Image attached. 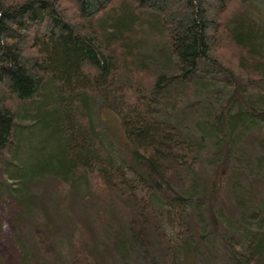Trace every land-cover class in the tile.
Here are the masks:
<instances>
[{"label":"trees","instance_id":"1","mask_svg":"<svg viewBox=\"0 0 264 264\" xmlns=\"http://www.w3.org/2000/svg\"><path fill=\"white\" fill-rule=\"evenodd\" d=\"M149 60L160 69L147 79ZM210 68L223 73L224 91L206 103L208 122L177 123L166 106L184 108ZM0 83L13 99L11 107L0 94V180L11 149L24 151L23 134L41 136L14 168L16 188L6 189L24 207L12 220L17 233L29 226L25 252L47 264H106L110 253L131 251L142 264H264V194L259 203L236 194L226 219L217 209L240 173L232 165L238 129L260 127L264 152L260 0H0ZM47 84L69 102L51 98L28 132L18 112ZM99 104L121 117L134 178L93 122ZM49 178L61 184L53 206L66 218L65 247L53 238L56 220L31 212L41 203L32 186ZM80 184L92 203L81 219L71 204ZM156 196L179 203L180 236L166 232Z\"/></svg>","mask_w":264,"mask_h":264},{"label":"rangeland","instance_id":"2","mask_svg":"<svg viewBox=\"0 0 264 264\" xmlns=\"http://www.w3.org/2000/svg\"><path fill=\"white\" fill-rule=\"evenodd\" d=\"M260 3L264 7V0H260ZM148 64L150 66L149 71L144 72L146 78V74L150 77L154 74V71L158 72L160 69L154 65L152 60L148 62ZM206 68H208V66H206ZM210 69L211 77L207 78L209 79L208 81H201V84L196 90L200 93H196L195 96L193 95L188 99L184 108L178 109L175 105L166 106L165 110L170 112L177 123L182 122L195 128L196 126L199 127V124L207 121L206 114H208V111H211L213 108L206 103L209 100L212 101V103H216L223 96L222 92L224 89L222 88V82H219L216 78L217 75L221 76L223 73L214 68ZM53 83H55V81ZM0 94H4L11 107H13V99H10L8 93L3 91L1 83ZM68 95L69 94L61 96L58 89L53 87L52 84H47L41 95L33 101V106L20 108L18 116L21 118V121H23V123L19 124L20 127L25 129L28 128L26 130L30 132L31 128L28 127V125L32 124V115L34 113L39 112L43 114L45 112L44 110L48 108L50 109V107L47 106L50 105L49 100L51 98L60 96L65 98V102H69ZM37 106H40V108L37 109ZM49 111H51V109ZM120 118V115L110 108L99 104L93 122L100 131L101 137L104 139L106 146L114 156L117 164L120 165L124 171H127L130 177L134 178L136 174L132 173L127 166L130 158V151ZM253 125H250L249 123L240 127L236 133L239 137L238 139L235 138L236 141H233V152L236 154V160H234L232 165L234 166V169L236 171L239 170L240 173L236 175L237 177H232L227 186L226 196L217 204V209L222 210L219 215H221V218L223 219L230 217L232 212L231 209L233 210V204L236 205V194L241 195L245 192V194L251 195L253 201L257 203H259L261 196L264 194V152L258 144V137L261 133V129L257 125ZM205 127L211 129L208 125H205ZM34 133L35 132L31 134L24 133V136H22L24 151L21 152L17 148H13L5 160L9 162V164L5 172L6 180H0V264H47V262L40 256H37L33 250L28 249L27 252L24 251L21 241H26L29 226L25 225L20 233H17V229L12 220L13 215L24 207L18 203V200L13 196V192L12 194H8L6 190L7 187L11 189L16 188L15 185L17 180L14 176V174H16L14 168L17 166V162L19 163L21 160L26 161V154L30 145L31 147H35L36 143L41 140V136L39 134L35 135ZM13 154L15 155L13 156ZM205 157L206 161L207 156ZM60 185L59 181L54 178L35 183V185L32 186V192L34 195L41 196V203L36 206L31 205V212L33 215L42 216L41 218L43 219H46L47 215H51L56 220L57 226L53 229V238L58 245L61 244L65 247L69 243V237L67 234L69 230L65 221L66 218L64 219L63 216H56L60 214H58V211L53 206L56 202V198H58L57 193ZM237 186H241V188H239L240 190L235 189ZM78 190L79 193L73 197L71 204L74 206L75 213L80 217L79 219H81L85 218L90 212L92 203L89 199H85V186L83 184L78 186ZM61 193L65 194L64 191H61ZM156 200V205L163 212L162 224L166 232L175 237L180 236L182 234L183 223H185V220L182 217V210L179 203H170L160 196H156ZM59 211L65 213V209L63 208ZM194 213L195 212H192L191 215ZM200 215L201 214L196 213L193 216V220L196 223L198 222L199 225H202V227L209 229L211 226L209 219L205 217V215ZM128 253V255L125 254L124 256L117 253H110L109 256H105V262L106 264H142V262H139L140 260L136 253L132 251ZM57 264L62 263L58 261Z\"/></svg>","mask_w":264,"mask_h":264}]
</instances>
